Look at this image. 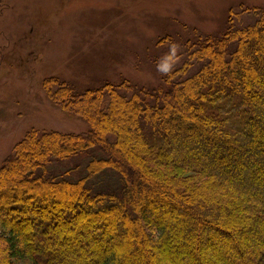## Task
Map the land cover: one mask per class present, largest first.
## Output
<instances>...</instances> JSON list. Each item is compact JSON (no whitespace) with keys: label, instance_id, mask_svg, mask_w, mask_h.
Returning <instances> with one entry per match:
<instances>
[{"label":"trees","instance_id":"obj_1","mask_svg":"<svg viewBox=\"0 0 264 264\" xmlns=\"http://www.w3.org/2000/svg\"><path fill=\"white\" fill-rule=\"evenodd\" d=\"M245 13L223 35L160 44L157 88L46 81L90 130L32 131L4 161L3 264L171 262L175 232L187 264H264V8ZM172 210L183 221L166 222ZM125 234L122 259L111 245Z\"/></svg>","mask_w":264,"mask_h":264},{"label":"rangeland","instance_id":"obj_2","mask_svg":"<svg viewBox=\"0 0 264 264\" xmlns=\"http://www.w3.org/2000/svg\"><path fill=\"white\" fill-rule=\"evenodd\" d=\"M249 8H264V0H0V169L32 131L90 130L50 98L46 81L58 78L85 89L95 82L129 80L157 88L162 84L160 63L169 53V46L160 44L186 41L195 33L223 35L230 17ZM183 218L172 210L165 221L171 225ZM128 238L125 234L111 245L122 259L130 250ZM188 239L175 232L177 257L171 262L187 264L182 246ZM204 246L206 256L216 260L214 248ZM245 248L240 261L247 259ZM1 253L0 242L3 264ZM151 253L159 264H171L163 252Z\"/></svg>","mask_w":264,"mask_h":264}]
</instances>
